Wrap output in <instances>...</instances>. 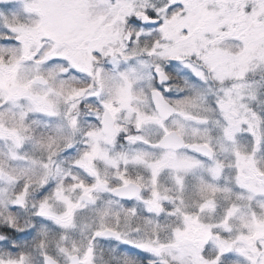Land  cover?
Masks as SVG:
<instances>
[{
  "label": "snow or ice",
  "instance_id": "1",
  "mask_svg": "<svg viewBox=\"0 0 264 264\" xmlns=\"http://www.w3.org/2000/svg\"><path fill=\"white\" fill-rule=\"evenodd\" d=\"M0 264H264V0H0Z\"/></svg>",
  "mask_w": 264,
  "mask_h": 264
}]
</instances>
